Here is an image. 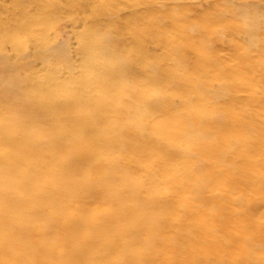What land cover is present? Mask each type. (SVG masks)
Here are the masks:
<instances>
[{"label": "bare ground", "instance_id": "bare-ground-1", "mask_svg": "<svg viewBox=\"0 0 264 264\" xmlns=\"http://www.w3.org/2000/svg\"><path fill=\"white\" fill-rule=\"evenodd\" d=\"M190 5L0 0V264H264V13Z\"/></svg>", "mask_w": 264, "mask_h": 264}, {"label": "rangeland", "instance_id": "rangeland-1", "mask_svg": "<svg viewBox=\"0 0 264 264\" xmlns=\"http://www.w3.org/2000/svg\"><path fill=\"white\" fill-rule=\"evenodd\" d=\"M251 1L254 3L255 9L264 13V0H251ZM192 3H193V0H181V5H183L184 7L191 6L190 4H192ZM185 46H192V42L186 43ZM242 49L247 52V51H249L250 48L248 45H243ZM8 78H10V77L6 76V79H8Z\"/></svg>", "mask_w": 264, "mask_h": 264}]
</instances>
